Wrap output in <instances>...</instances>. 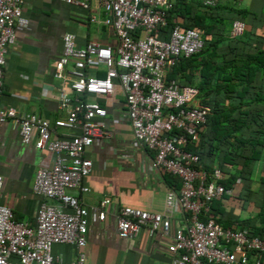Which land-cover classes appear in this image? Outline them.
I'll use <instances>...</instances> for the list:
<instances>
[{
    "label": "built area",
    "instance_id": "1",
    "mask_svg": "<svg viewBox=\"0 0 264 264\" xmlns=\"http://www.w3.org/2000/svg\"><path fill=\"white\" fill-rule=\"evenodd\" d=\"M63 1L85 10L95 2L108 15L101 24L112 29L116 43L89 42L79 48L73 34L63 36L54 77L68 81L75 96L60 91L58 108L65 115L50 123L35 114H20L2 102L6 55L29 20L22 15L23 0H0V124L17 126L23 144L37 135L35 147L54 156L52 165L38 169L32 186L34 195L43 199L34 227L0 205V264H85L82 250L89 216L104 220L110 199L87 209L67 190L89 191L83 180L91 174L93 162L86 151L109 135L103 122L107 108L99 100L108 104L116 94L124 97L136 143L154 153L153 167L177 177L181 184L178 193L166 194L162 213L120 208L115 215L117 236L134 240L145 229L149 237L160 233L170 238L166 245L170 258L165 264H264V238L248 228H226L207 217L211 203L232 194V189L225 190L219 183L220 170L209 174L199 156L186 150L198 146V130L205 126L209 112L199 105L196 88L169 80L167 75L180 58L201 52L200 33L175 25L166 40L157 37L167 26L174 0ZM200 1L213 8L221 0ZM89 21L98 23L96 16ZM244 31L245 23L235 20L230 36L240 37ZM60 129L71 133L59 137ZM2 183L0 176V191ZM238 184L240 179L233 186ZM175 209L183 221L171 235ZM59 244L75 248L74 261L66 263L52 254L53 246Z\"/></svg>",
    "mask_w": 264,
    "mask_h": 264
},
{
    "label": "crops",
    "instance_id": "2",
    "mask_svg": "<svg viewBox=\"0 0 264 264\" xmlns=\"http://www.w3.org/2000/svg\"><path fill=\"white\" fill-rule=\"evenodd\" d=\"M239 1L238 8L253 15L247 16L250 23L246 31L252 35L246 49L250 53L257 48L264 50V0ZM22 15L29 24L18 31L16 42L6 55L2 102L16 108L20 114H35L53 123L65 115L58 108L60 91L64 90L72 98L75 96L68 81L54 77L56 63L62 54L63 36L73 34L79 48L89 42L114 46L116 39L112 29L101 24L108 15L95 2L85 10L63 0H23ZM91 16H96L98 23H91ZM230 32L228 39L218 46L220 54L217 56L221 58L217 62L231 61L226 54L232 39ZM99 102L107 108L103 122L109 135L97 140L86 151L93 162L91 174L83 180V186L89 191L67 190V194L77 197L87 209L110 199L104 208V220L89 216L87 243L82 250L85 264H165L170 258L166 251L170 238L160 233L149 237L144 229L134 240L120 239L115 215L122 207L162 213L166 194L178 193L180 184L161 169L154 168V153L136 143L126 116L124 97L116 94L108 104L105 100ZM56 132L59 137L71 133L65 129ZM36 140L37 135H34L29 144H23L17 126L12 122L0 124V176L3 179L0 205L11 209L18 221L32 227L43 201L32 191L36 173L40 167L52 165L54 159L51 153L35 147ZM263 168L262 160H256L251 166L253 190L260 186ZM47 203L55 204L54 201ZM224 203L228 207L227 216L236 219L228 213L233 210L232 205ZM233 214L239 219L242 217V214ZM182 219V213L175 209L171 235L182 224ZM52 254L69 263L74 261L76 250L70 245L59 244L53 246Z\"/></svg>",
    "mask_w": 264,
    "mask_h": 264
},
{
    "label": "trees",
    "instance_id": "3",
    "mask_svg": "<svg viewBox=\"0 0 264 264\" xmlns=\"http://www.w3.org/2000/svg\"><path fill=\"white\" fill-rule=\"evenodd\" d=\"M250 14L226 0L213 8L202 6L200 0H174L167 26L157 37L166 40L170 30L180 25L199 32L204 43L198 54L180 58L167 78L198 90L199 105L209 114L205 126L198 130V146H187L186 150L199 156L209 174L220 170L223 179L219 183L225 190L232 189V194H224L211 203L207 217L226 228H248L264 238V174L257 190L251 188L250 174L256 160L264 161V50L257 48L250 53L246 49L252 35L246 31ZM235 20L245 23V31L240 37H231L227 45L226 54L231 61L217 62L221 58L217 56L218 46L228 39ZM168 175L180 184L177 177ZM237 179L240 184L234 187ZM235 201L253 206L257 216L239 219L231 210L228 213L236 219L228 217L224 202L230 206Z\"/></svg>",
    "mask_w": 264,
    "mask_h": 264
},
{
    "label": "rangeland",
    "instance_id": "4",
    "mask_svg": "<svg viewBox=\"0 0 264 264\" xmlns=\"http://www.w3.org/2000/svg\"><path fill=\"white\" fill-rule=\"evenodd\" d=\"M227 2L234 7L238 8V5H240L239 0H227ZM239 9V8H238ZM248 205V204H246ZM243 204V201H235V203L232 205L233 211L237 213V215L242 214V217L240 219H247L257 216V211L253 206H246Z\"/></svg>",
    "mask_w": 264,
    "mask_h": 264
}]
</instances>
